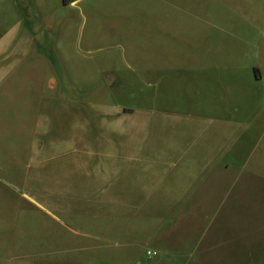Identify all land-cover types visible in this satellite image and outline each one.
<instances>
[{"label":"rangeland","instance_id":"374dc122","mask_svg":"<svg viewBox=\"0 0 264 264\" xmlns=\"http://www.w3.org/2000/svg\"><path fill=\"white\" fill-rule=\"evenodd\" d=\"M1 38L39 107L0 264H264V0H0Z\"/></svg>","mask_w":264,"mask_h":264},{"label":"crops","instance_id":"0c3cea01","mask_svg":"<svg viewBox=\"0 0 264 264\" xmlns=\"http://www.w3.org/2000/svg\"><path fill=\"white\" fill-rule=\"evenodd\" d=\"M74 2L71 1V3ZM5 40L6 38L0 39V191L5 187L9 194H15L18 198L25 197L24 194L33 197L34 191L28 179L29 174L16 176L15 180H10L5 178L4 174L2 175L5 172L16 171L30 173L32 169L36 168V165L33 164H23L21 156L27 157L35 152L31 147V141L35 134V107H39L34 99L31 101L26 92L29 91V86L30 89H33L32 85L9 79V75L15 71V68L14 63L4 64V61L9 57L5 56L9 45V42L7 43ZM28 40L27 36L23 37L25 43H28ZM23 91H25L24 97L21 99ZM38 103L41 104L42 101H38ZM5 157H7L6 160ZM197 176L195 171V174L191 175L193 179L190 177L191 183L197 180ZM189 184L185 188L188 189ZM1 199L2 194L0 201ZM178 201H182V199L180 197L175 199V202Z\"/></svg>","mask_w":264,"mask_h":264},{"label":"water","instance_id":"95a60500","mask_svg":"<svg viewBox=\"0 0 264 264\" xmlns=\"http://www.w3.org/2000/svg\"><path fill=\"white\" fill-rule=\"evenodd\" d=\"M24 196H25L28 200H30L31 202H34V203H35V201H34L30 196H28L27 194H24Z\"/></svg>","mask_w":264,"mask_h":264}]
</instances>
